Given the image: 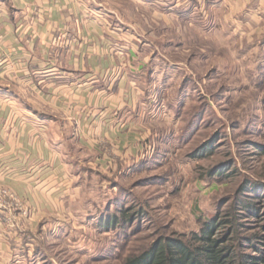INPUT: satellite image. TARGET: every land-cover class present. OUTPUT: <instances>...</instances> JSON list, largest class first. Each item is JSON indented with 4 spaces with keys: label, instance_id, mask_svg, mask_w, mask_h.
Returning a JSON list of instances; mask_svg holds the SVG:
<instances>
[{
    "label": "rangeland",
    "instance_id": "1",
    "mask_svg": "<svg viewBox=\"0 0 264 264\" xmlns=\"http://www.w3.org/2000/svg\"><path fill=\"white\" fill-rule=\"evenodd\" d=\"M89 1L122 21L137 51L131 65L141 92L142 151L106 173L70 147L81 171L73 185L78 198L56 216H31L24 200L8 195L10 186H0L1 236L17 234L11 264H121L160 237L190 236L219 217L234 220L240 203L262 209L263 198L250 190L264 193V24L252 34L257 26L219 0L195 8L193 23L184 10L156 3ZM128 206L142 215L124 228L104 226ZM245 229L242 237L255 231Z\"/></svg>",
    "mask_w": 264,
    "mask_h": 264
},
{
    "label": "crops",
    "instance_id": "2",
    "mask_svg": "<svg viewBox=\"0 0 264 264\" xmlns=\"http://www.w3.org/2000/svg\"><path fill=\"white\" fill-rule=\"evenodd\" d=\"M139 1L184 10L187 23L195 8L217 2ZM219 1L257 26L252 34L262 33L264 0ZM99 9L89 0H0V186H10L8 195L36 218L59 215L78 198L70 147L106 173L142 151L141 92L131 65L137 51L122 21ZM2 228L0 222V264H11L17 234L3 238Z\"/></svg>",
    "mask_w": 264,
    "mask_h": 264
},
{
    "label": "trees",
    "instance_id": "3",
    "mask_svg": "<svg viewBox=\"0 0 264 264\" xmlns=\"http://www.w3.org/2000/svg\"><path fill=\"white\" fill-rule=\"evenodd\" d=\"M123 165L118 164L117 167ZM76 168L75 171L80 176L81 171ZM250 192L255 193L256 200H264V193L259 194L258 188L251 189ZM261 202L262 209H259L258 203H240L234 220L227 221L219 217L206 221L200 232L190 236L160 237L140 253L123 259L121 264H264V216L261 213L264 201ZM142 213L140 209L134 212L128 206L121 209L119 214L110 215L103 224L109 229L124 228ZM253 220H256V225L252 224ZM227 224H230L227 231L216 233ZM246 226L254 227L245 229ZM244 229L255 231L242 237L240 230ZM249 250L253 253H248Z\"/></svg>",
    "mask_w": 264,
    "mask_h": 264
}]
</instances>
